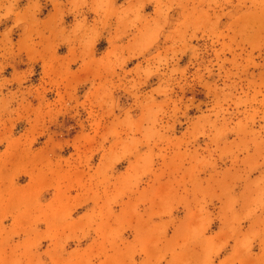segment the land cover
I'll list each match as a JSON object with an SVG mask.
<instances>
[{
	"label": "rangeland",
	"instance_id": "1",
	"mask_svg": "<svg viewBox=\"0 0 264 264\" xmlns=\"http://www.w3.org/2000/svg\"><path fill=\"white\" fill-rule=\"evenodd\" d=\"M0 264H264V0H0Z\"/></svg>",
	"mask_w": 264,
	"mask_h": 264
}]
</instances>
